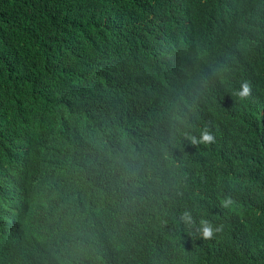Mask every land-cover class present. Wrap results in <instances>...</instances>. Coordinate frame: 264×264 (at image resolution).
I'll use <instances>...</instances> for the list:
<instances>
[{
    "label": "trees",
    "instance_id": "16d2710c",
    "mask_svg": "<svg viewBox=\"0 0 264 264\" xmlns=\"http://www.w3.org/2000/svg\"><path fill=\"white\" fill-rule=\"evenodd\" d=\"M174 5L203 9L178 32ZM244 244L264 264V0H0V264H234Z\"/></svg>",
    "mask_w": 264,
    "mask_h": 264
},
{
    "label": "clouds",
    "instance_id": "9594fccd",
    "mask_svg": "<svg viewBox=\"0 0 264 264\" xmlns=\"http://www.w3.org/2000/svg\"><path fill=\"white\" fill-rule=\"evenodd\" d=\"M203 7H195L192 9H188L184 7L183 5H174L170 17L174 21V28L178 32H185L188 28V26L196 21L199 14L201 13ZM235 95L241 100H247L252 95V85L247 81L243 80L240 82L239 88L235 91ZM214 141V136L208 129H202L198 137L192 136L191 142L192 144H210ZM232 204V201L225 200L223 203V206L225 208H228ZM180 220L183 224L186 226H193L195 224V220L192 217L191 213L188 211H185L181 217ZM163 221V217H161V222ZM132 227L133 229L140 231V232H146L151 230L144 224H142L138 219V214H136L132 218ZM166 230V234L168 236L173 237L178 234L179 232V226H178V217H172L170 214L165 216V222L162 226ZM220 229L219 227L214 226L210 221L202 219L200 221V228L199 232L203 239H212L216 232H218ZM139 239H143L142 237H136ZM250 249L248 245L244 244L241 246H237L232 248V250L229 253L230 258L232 259L234 264H257L256 261H254L252 258H249L248 253ZM222 256H218L216 258L221 263Z\"/></svg>",
    "mask_w": 264,
    "mask_h": 264
},
{
    "label": "bare ground",
    "instance_id": "6f19581e",
    "mask_svg": "<svg viewBox=\"0 0 264 264\" xmlns=\"http://www.w3.org/2000/svg\"><path fill=\"white\" fill-rule=\"evenodd\" d=\"M216 258H218V256Z\"/></svg>",
    "mask_w": 264,
    "mask_h": 264
}]
</instances>
